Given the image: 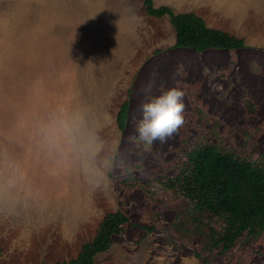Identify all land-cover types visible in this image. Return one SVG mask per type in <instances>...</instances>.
<instances>
[{
	"label": "rangeland",
	"instance_id": "374dc122",
	"mask_svg": "<svg viewBox=\"0 0 264 264\" xmlns=\"http://www.w3.org/2000/svg\"><path fill=\"white\" fill-rule=\"evenodd\" d=\"M144 2L0 0V264L75 259L118 210L95 264H264V231L226 248L180 178L204 145L264 163V0H154L247 45L202 53ZM173 88L184 122L145 151L142 105Z\"/></svg>",
	"mask_w": 264,
	"mask_h": 264
},
{
	"label": "trees",
	"instance_id": "16d2710c",
	"mask_svg": "<svg viewBox=\"0 0 264 264\" xmlns=\"http://www.w3.org/2000/svg\"><path fill=\"white\" fill-rule=\"evenodd\" d=\"M145 11L155 18L169 16L176 30L177 48H189L199 53L207 50L245 48L240 39L223 30L209 27L194 13H175L169 6L156 7L154 0H145ZM129 103L118 113L117 123L125 130ZM185 192L195 201V210L221 217L225 228L218 242L232 247L243 235L256 236L264 231V163L254 162L221 149L216 145L194 148L187 155L180 173ZM129 222L122 211L107 213L95 238L84 244L79 255L55 264H95L96 256L109 251Z\"/></svg>",
	"mask_w": 264,
	"mask_h": 264
},
{
	"label": "clouds",
	"instance_id": "9594fccd",
	"mask_svg": "<svg viewBox=\"0 0 264 264\" xmlns=\"http://www.w3.org/2000/svg\"><path fill=\"white\" fill-rule=\"evenodd\" d=\"M183 97L181 90L173 88L142 105L143 119L137 125L138 135L133 139L142 143L145 151L150 150L156 140L165 142L182 126L185 109Z\"/></svg>",
	"mask_w": 264,
	"mask_h": 264
}]
</instances>
